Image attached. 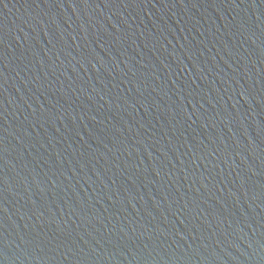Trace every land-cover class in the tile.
I'll list each match as a JSON object with an SVG mask.
<instances>
[{
	"label": "water",
	"instance_id": "obj_1",
	"mask_svg": "<svg viewBox=\"0 0 264 264\" xmlns=\"http://www.w3.org/2000/svg\"><path fill=\"white\" fill-rule=\"evenodd\" d=\"M0 264H264V0H0Z\"/></svg>",
	"mask_w": 264,
	"mask_h": 264
}]
</instances>
